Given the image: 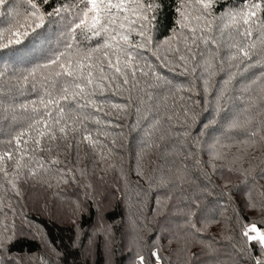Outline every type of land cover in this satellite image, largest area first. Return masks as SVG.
I'll return each mask as SVG.
<instances>
[{
	"label": "snow or ice",
	"instance_id": "6c2138e0",
	"mask_svg": "<svg viewBox=\"0 0 264 264\" xmlns=\"http://www.w3.org/2000/svg\"><path fill=\"white\" fill-rule=\"evenodd\" d=\"M220 3L225 6L217 10ZM0 17L10 18L0 27V61L8 54L0 62V264H61L68 255L10 202L50 189L72 206L70 214L96 213L87 229L73 220L71 251L85 232L93 247L97 237H104V246L114 239L116 221L104 219L91 178L98 164H105L100 171L116 167L109 163V134L101 131L112 121H102L101 114L127 115V103L108 99L121 92L129 101L136 96L132 127L157 114L143 129L142 149L163 144L165 159L150 176L138 163L136 181L121 173L127 207L120 226L131 237L132 264H264V185L258 184L264 159L252 151L264 144V95L244 98L233 86L257 67L253 83L264 78V0H0ZM149 56L181 68L193 86L200 79L205 98L211 80L224 74L212 96V118L195 135L197 115L186 109L174 140L171 134L153 140L167 95L192 88L173 84ZM106 104L114 112H105ZM216 128L218 133L211 131ZM234 146L238 151L231 153ZM142 180L163 192L148 223L162 219L147 240L140 235L145 225L131 213L143 204ZM230 210L217 239L210 229ZM32 242L38 251L28 248Z\"/></svg>",
	"mask_w": 264,
	"mask_h": 264
},
{
	"label": "trees",
	"instance_id": "16d2710c",
	"mask_svg": "<svg viewBox=\"0 0 264 264\" xmlns=\"http://www.w3.org/2000/svg\"><path fill=\"white\" fill-rule=\"evenodd\" d=\"M231 2V0H229ZM16 3H19V0H16ZM224 4L220 3L217 6V10L223 9ZM167 11V10H166ZM171 13H168L167 18L164 20L165 27L171 23ZM8 17H0V27L8 26ZM165 32H161V36L165 35ZM163 55V53H161ZM8 59L7 52L3 53V61L6 62ZM149 59L154 65H156L157 71L163 76L167 77L168 80L172 81L173 84L181 85L183 84L185 88L191 87L192 91H176L167 95V99L161 106V111L159 118L161 120V125L159 130L154 133L153 140L161 135L167 136L171 134L173 140L175 137L183 130V127L186 122L185 110L187 109L188 114H193V111L197 115V120L192 124V135H195L200 131L201 125L207 122L212 118L214 106L212 104V96L215 94L216 87L219 86L220 82L224 79L223 73H218L211 82V87L209 89L210 94L205 98L202 91V81L200 79L195 80L194 86L191 84L192 78L190 76L181 75L182 69L177 67L175 70L171 66H163L159 64L155 57L149 56ZM171 60V56H169ZM175 60V55H174ZM261 69L254 68L250 69L248 72L244 73L243 76L238 77L233 81V86L235 88L236 95H242L244 98H247L249 95L257 98L260 94L258 88L250 85H253L252 79L260 75ZM264 79V78H263ZM157 91L163 93L164 88L158 89ZM128 94L126 92L117 93L116 95H108V99L111 102L128 104L127 115L120 116L111 109L110 105H104L105 112H114L110 117H105L101 114L102 121L111 120L112 126L101 131L108 132V138L105 143L108 144V147L112 149L113 156L110 160V163H115L116 167L107 171H102L104 175H100L98 172L96 176H103L104 179L97 182V185H94L96 188V193L99 199L101 200L102 215L106 221H116V226L113 229L114 239L107 245L104 246V237H97L95 247H93L87 240V232H85L81 238L80 246L77 250L71 251L70 246L72 244V237L74 236L73 232V221L62 212L65 206L69 204L62 202V200L51 199L50 196L45 193H35L32 196H25L24 200L17 201L15 198H10V202L15 204L18 208H23V211L30 217L33 221L36 222L37 227H40L41 232H46L48 239L59 248H62L68 251V255L64 257L61 264H132L133 251L131 250L130 239L131 237L126 234V229L120 226V220L125 217V210L127 207L126 203L121 202V197L123 196V184L121 173L129 182L136 181L139 177L135 174L134 169L137 168L138 163L142 165L143 171H145L148 166V159L140 158L138 160V155L141 152L156 153L153 160L151 159L149 169L145 173L146 176H150L155 172L159 171L158 165H164L165 159L161 158L160 153L163 150V144L161 147L154 148H143L142 149V140L146 139L143 129L147 127L148 121L157 116L156 113H151L148 115L147 119H140V122L132 127L133 124V114L132 109L135 106L134 102L136 100L135 94L132 96V100H128ZM191 97V100H189ZM193 101H198L199 103L193 106ZM151 103H154L151 102ZM239 103V101H238ZM243 107V105H241ZM169 118H171L169 120ZM191 123V121H188ZM116 125H120L117 127ZM94 127V126H93ZM211 131L219 132V129H212ZM103 139V137H102ZM190 139V137H189ZM115 140L116 144L112 145L111 141ZM172 142V141H169ZM185 143L187 141H184ZM190 147V145H189ZM235 147V146H234ZM85 151H91L90 149H85ZM237 148L231 149V153H236ZM255 155L264 159V144H258L256 149H253ZM83 155V153H82ZM186 156L187 153H184ZM172 158L169 157V161ZM203 159H207V156H203ZM259 161H256L258 163ZM100 168L105 167V164H98ZM245 163V167H247ZM92 177V178H93ZM91 178V179H92ZM235 181V177L232 178ZM143 189V204L142 206H133L131 208V213H134L140 218V221L145 225L140 235L145 239H149L148 233L152 230H155L159 225V220L162 217H158L152 223H148V220L152 218L153 215V206L158 196H163V192L155 190L149 186V183L146 181H140ZM217 183H220L217 180ZM258 184L264 185V179L258 180ZM131 186V185H130ZM187 187V185H185ZM119 190V192H118ZM73 191V190H72ZM71 191V192H72ZM43 194V196L41 195ZM45 194V197H44ZM253 195H256L254 192ZM50 198V199H48ZM105 198H108V202L111 206L107 210V205L104 202ZM239 199V198H238ZM103 204V205H102ZM26 205V207H25ZM47 207H42V206ZM61 208V210H60ZM91 211V210H89ZM232 211H228L224 216L221 217V223L214 225L210 232L212 234H217V239H219V230L224 225V220L227 216H231ZM245 215L252 216L254 219L258 218V214L255 211H248L244 213ZM96 219V213L92 212L91 215H83L73 219L76 223L82 228H90ZM18 222V221H17ZM42 226V227H41ZM230 227V226H229ZM226 245L221 244L219 247H225ZM30 250H39V245L35 242L28 244ZM48 255H51L49 253ZM168 255V253H164ZM34 264V261H33Z\"/></svg>",
	"mask_w": 264,
	"mask_h": 264
},
{
	"label": "rangeland",
	"instance_id": "374dc122",
	"mask_svg": "<svg viewBox=\"0 0 264 264\" xmlns=\"http://www.w3.org/2000/svg\"><path fill=\"white\" fill-rule=\"evenodd\" d=\"M171 56V60H174V55H170ZM213 80V79H212ZM212 80H211V82H212ZM255 80V78L254 79H252L251 81H254ZM211 82H210V84H211ZM212 85V84H211ZM250 86H253L254 87V90H255V87L256 88H258V90H259V92H260V94L261 95H264V91H262V90H264V79L263 78H261L260 80H258V81H256L255 83H253V85H250ZM210 88H212V87H210ZM234 148H237V147H232L231 149H234ZM238 149V148H237ZM156 153H154V152H151V154H150V152L147 154V153H144L143 154V152H142V158L144 157V159H148L149 161H148V166H146V170L144 171L145 173H147L146 171L147 170H150L149 169V166H150V162H151V159L153 160V158H154V155H155ZM84 163L86 164V163H88V161L87 160H85L84 161ZM109 163H110V161H109ZM98 167L100 168V166L99 165H97V167H96V172H98L100 175H104V173L102 172V171H100L99 169H98ZM99 181V178H97V177H93L92 179H91V182H92V184L93 185H96V186H98L97 185V182ZM65 191H68V192H71L72 190L74 191V189H72V188H66V189H64ZM43 193H45L46 195H48V196H50V198L51 199H55V200H57L56 198H55V196L53 195V191L50 189V190H48L47 192H43ZM45 194H44V197H45ZM42 196H43V194H41ZM50 198H48V199H50ZM62 200V202H63V199H60V201ZM65 203V202H64ZM103 205V204H102ZM106 205H107V210L108 209H110V207L109 206H111V204L110 203H106ZM69 206H71L70 204H69ZM72 207V206H71ZM71 207H68V206H65L62 210V212L69 218V220H72L73 221V219H76V217L77 216H75V215H72V214H70V211H69V209L71 208ZM60 210H61V208H60Z\"/></svg>",
	"mask_w": 264,
	"mask_h": 264
}]
</instances>
